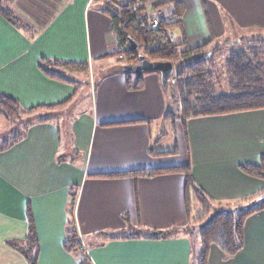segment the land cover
Here are the masks:
<instances>
[{"label": "crops", "instance_id": "crops-1", "mask_svg": "<svg viewBox=\"0 0 264 264\" xmlns=\"http://www.w3.org/2000/svg\"><path fill=\"white\" fill-rule=\"evenodd\" d=\"M105 1H1L18 21L0 9V93L49 119L34 121L20 140L0 150V264H28L11 246L26 238L27 207L38 239L36 264H82L79 253L64 247L73 229L88 248L86 264H193L198 242L182 230L183 173L100 175L188 166L213 204L226 208L264 188V180L238 168L264 155V108L185 124L164 119L171 102L158 72L144 74L140 90L126 88L127 66L117 54ZM182 4V29H173V41L184 38L190 47L211 35L264 31V0ZM162 12L170 16L173 7ZM43 59L85 64L92 79L74 69L64 72V80L54 78L39 68ZM9 129L0 114V132ZM243 228L238 253L228 258L212 245L207 264H264V209Z\"/></svg>", "mask_w": 264, "mask_h": 264}, {"label": "trees", "instance_id": "trees-1", "mask_svg": "<svg viewBox=\"0 0 264 264\" xmlns=\"http://www.w3.org/2000/svg\"><path fill=\"white\" fill-rule=\"evenodd\" d=\"M0 9L7 15H13L9 8ZM135 1V0H131ZM131 1L121 3L117 0H106L103 3L104 12L111 19V25L117 31L116 38L119 42L117 54L122 55L126 65L138 64L139 56L143 55L151 61H168L174 64L175 86L178 100L175 101L174 91L169 100L171 107L165 111L164 119L171 121L179 119L185 124L189 118L201 117L213 114L236 113L237 111H248L264 108V63L260 60L262 53L256 48L248 47L234 51L226 59L225 73L229 91L224 93L216 92L210 69L213 66L212 55L220 51V46H210L218 39L212 35L209 41L198 47H190L185 39L172 41L169 34L173 29L181 28L184 4L182 0H138L135 10L131 7ZM171 5L173 12L170 16L163 15L156 29H148L145 20L147 10H162L163 7ZM17 20V18L14 16ZM14 19V20H15ZM18 21V20H17ZM16 21V22H17ZM128 38L136 43L132 49ZM218 45V43H217ZM39 68L46 74L64 80V72L68 69L85 71L88 67L85 64L74 62L49 61L43 59ZM148 72L132 77V73L124 72L125 86L130 90H140L143 85V75ZM178 101V103H177ZM21 109L15 99L0 93V114L11 124L9 132L5 137H0V150H3L23 137L25 128L34 121H46L48 117H41L40 113ZM19 123L16 127V123ZM14 123V124H13ZM247 176L264 180V155L257 164H239ZM167 172H181L184 174V206H186L187 224L182 228L199 244L193 246V264H207L209 250L212 245L216 246L225 257L231 258L236 255L243 246L245 221L264 209V188L259 194L249 198L252 206L220 210L210 215L213 204L212 199L199 188L193 180L188 166L167 167V169H143L128 172L110 173L100 175L102 177H153L156 174ZM73 196V194H72ZM27 213V234L26 238L18 244L11 243L12 247L17 246L28 264H36L38 248L35 227L33 225L32 213L29 207ZM173 229L153 231L154 237L166 236L172 233ZM195 242V241H194ZM196 243V242H195ZM81 239L75 229L67 233L64 241L66 247L72 253H79ZM80 256V254H77ZM82 264L89 260L81 259Z\"/></svg>", "mask_w": 264, "mask_h": 264}, {"label": "rangeland", "instance_id": "rangeland-1", "mask_svg": "<svg viewBox=\"0 0 264 264\" xmlns=\"http://www.w3.org/2000/svg\"><path fill=\"white\" fill-rule=\"evenodd\" d=\"M167 6L163 7V10L166 9ZM218 43V45H217ZM211 47L214 46L216 48V46H220L221 49H219L220 51H218L217 53H214V55H212V62H213V66L211 67L210 74H212V81L214 82V86H215V90L216 92L220 93H224L226 91H229L228 89V85H227V75L225 73V64H226V59L232 55L234 53V51H238L241 49L246 50L248 47H253L256 48L257 50H259L260 53H262V56L260 58V60L263 61L264 63V31L262 30H241L240 32H233L232 35H228L227 38H221L218 39L217 42H214L210 45ZM124 62V58H121ZM128 65V64H127ZM126 65V66H127ZM174 65V64H173ZM98 68L100 67H95V73L98 72ZM82 73V71H81ZM83 73H85L84 75L86 76L87 79H92V72L89 70V68L85 71H83ZM91 73V74H90ZM173 80L172 83L167 82L165 88L167 90L168 95H171V93L174 91V97L173 99L178 100V96H177V91H176V87L175 86V77H174V69H173ZM89 80V81H90ZM81 87L82 84L80 83ZM171 85H173V89L171 88ZM178 103V101H177ZM177 107H174V105L171 107V110H176ZM77 112V111H76ZM74 112V113H76ZM16 123V122H15ZM14 124V123H13ZM11 127V124H9ZM19 123H16V127H18ZM7 134V133H6ZM6 134H4L3 132H0V136L5 137ZM76 194V193H75ZM73 194V196L75 195ZM72 196V204L74 203V199ZM242 203H240V206L237 207H222L219 205H214L212 204L211 210H210V215H213L215 213H217V211L220 210H229V209H233L234 211H237L241 208H246L249 206H252L251 201L249 200V197L243 201H240ZM193 236V235H192ZM191 236V237H192ZM197 242V241H196ZM199 244V243H198ZM80 251V249H79Z\"/></svg>", "mask_w": 264, "mask_h": 264}, {"label": "water", "instance_id": "water-1", "mask_svg": "<svg viewBox=\"0 0 264 264\" xmlns=\"http://www.w3.org/2000/svg\"><path fill=\"white\" fill-rule=\"evenodd\" d=\"M128 42L132 49L136 48V43L131 38H128ZM174 65L168 61H149L143 55L139 56L138 64H130L125 68V72H129L135 75H139L144 72H158L161 80V85L164 87L167 83L168 78L172 75ZM264 198V194L262 196Z\"/></svg>", "mask_w": 264, "mask_h": 264}, {"label": "built area", "instance_id": "built-area-1", "mask_svg": "<svg viewBox=\"0 0 264 264\" xmlns=\"http://www.w3.org/2000/svg\"><path fill=\"white\" fill-rule=\"evenodd\" d=\"M130 1L131 0H127V2H130ZM137 1L138 0H135L134 2L131 1V7L133 10H135L137 8V6H136ZM145 17H146L145 20H146L148 29L149 28L150 29H156L159 26V21H160L161 17H163V12L161 9L156 10V11L149 9L146 11ZM112 30H113V34L116 37L117 31L115 30L114 26H112ZM169 39L173 41L172 33L169 34ZM116 42L118 43V49H117V51H118L120 48H119V42H118L117 38H116ZM120 57L123 58L122 55H120ZM73 199H74V201L77 200L76 194L73 196ZM79 254H80L81 259H87L88 260V248L83 245L82 240H81V244H80Z\"/></svg>", "mask_w": 264, "mask_h": 264}]
</instances>
